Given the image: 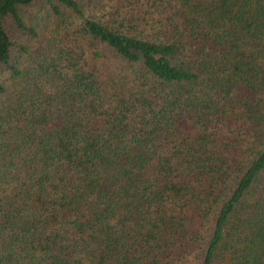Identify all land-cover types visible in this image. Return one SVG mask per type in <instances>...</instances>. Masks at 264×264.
Masks as SVG:
<instances>
[{"label":"trees","instance_id":"16d2710c","mask_svg":"<svg viewBox=\"0 0 264 264\" xmlns=\"http://www.w3.org/2000/svg\"><path fill=\"white\" fill-rule=\"evenodd\" d=\"M0 264H264V0H0Z\"/></svg>","mask_w":264,"mask_h":264},{"label":"rangeland","instance_id":"374dc122","mask_svg":"<svg viewBox=\"0 0 264 264\" xmlns=\"http://www.w3.org/2000/svg\"><path fill=\"white\" fill-rule=\"evenodd\" d=\"M27 12H28V16L33 19L34 15H35V11L34 10H30V11H27ZM46 38L47 37H46V34H45V38L43 40H41L39 42H35L37 48H38V46L42 48V44H43V42L45 41Z\"/></svg>","mask_w":264,"mask_h":264}]
</instances>
